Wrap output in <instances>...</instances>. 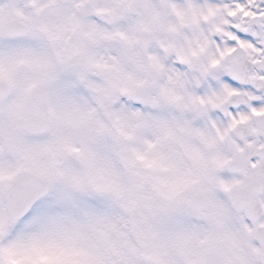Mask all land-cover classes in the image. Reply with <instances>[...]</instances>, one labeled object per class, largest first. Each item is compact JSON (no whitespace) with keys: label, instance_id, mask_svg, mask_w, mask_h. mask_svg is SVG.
I'll return each mask as SVG.
<instances>
[{"label":"rangeland","instance_id":"1","mask_svg":"<svg viewBox=\"0 0 264 264\" xmlns=\"http://www.w3.org/2000/svg\"><path fill=\"white\" fill-rule=\"evenodd\" d=\"M76 1L0 0V80L11 85L0 108V264H176L175 248L192 237L191 229L198 241L215 240L221 249L211 261L194 247L189 264H222L228 252L233 258L230 251L241 250L243 238L239 258L259 264L227 196L237 177L225 170L233 153L226 138L236 142L227 135L233 118L220 115L225 84L208 91L214 102H203L210 131L194 102L171 101L174 94L189 95L188 88L163 90L160 58L145 59L130 41L113 42L114 27L96 22L95 7ZM15 15L30 20L34 32L3 36V23ZM197 71L184 77L200 82L208 74L204 59ZM36 86L46 88L50 109L41 135L24 128ZM124 90L137 91L140 102L123 99ZM251 109L230 115L248 118ZM121 135L130 138L127 147L120 146ZM14 140L18 153L10 146ZM24 168L53 178L54 185L24 219L11 223L3 188ZM190 190L208 193L201 214L186 207ZM178 212L187 213V230L174 229ZM163 219L170 230L162 229Z\"/></svg>","mask_w":264,"mask_h":264},{"label":"flooded vegetation","instance_id":"2","mask_svg":"<svg viewBox=\"0 0 264 264\" xmlns=\"http://www.w3.org/2000/svg\"><path fill=\"white\" fill-rule=\"evenodd\" d=\"M79 1L77 0V2ZM130 1L132 0H94V6L100 12L99 21L109 24L110 29L114 27L110 35L113 42L130 41L133 46L139 47L145 59H151L154 56L160 58L159 62L163 73L160 82L163 90L166 87L176 90L177 86H184L190 90L189 95L181 94L179 97L174 94L171 98L172 102H214L208 91L221 88L219 77L215 74L218 73L221 65L227 64L230 74L244 87L233 88L231 85L225 84L224 89L227 88V91L226 101H224L228 102L233 95L241 93V97H247L248 102L253 103L254 100H257L255 107L264 103V90L258 89L251 83V79L254 78H260L264 82V76L260 75L261 72H264V67L257 68L255 65L257 61L264 60V52H261L258 47L254 48L247 40L238 41L235 49L228 43L229 29L235 25L240 31L250 33L258 39L259 43L264 44V19L254 18L251 15L244 17L241 14L235 18L229 17L228 12L234 7L236 0H136L133 3L134 7H131ZM247 2L253 6L259 4V0H247ZM107 13L110 14L109 19H107ZM213 36L221 38L219 45L212 39ZM203 59L208 74H202L200 82L191 84L184 77V73H197L198 63ZM246 60L248 64H246ZM214 61H216L215 64ZM178 62L184 67H178ZM248 65H252L253 68L246 78L240 73L244 72ZM178 72L182 73L181 77ZM245 79H247V83ZM190 86H193L194 89H191ZM164 101L169 102L170 99L165 96ZM207 113L206 109V112L201 115ZM206 117L208 119L206 127L213 131L212 116L206 115ZM227 117L233 118L231 122H234L231 133L236 140L237 148L233 142L226 138V142L228 141L232 148V154L242 150L246 143H254L257 147L264 145V137L258 133L257 129L251 139L245 140L239 137L235 126L243 120L240 114L227 115ZM199 129H203L202 124ZM253 158L243 164L244 172L238 175L232 174L237 177L232 185L240 190L238 198L249 200L252 208V210H248L250 217L255 216L253 213L254 203L260 202L263 209L259 225H255L247 219V211L238 212L244 220H241L243 221L241 222L243 232L248 229L251 233L255 227L258 231H264V153L256 154ZM250 176H254L252 180L254 184L246 185L247 178ZM227 232L229 235L231 234V232ZM254 242L256 245L254 257L259 264H264L261 243L256 242L255 239ZM246 244L241 245L240 251L237 249L230 251L233 258L229 257L228 252L222 264H233L231 263L233 260L237 264H243V260L239 257L245 254L244 245ZM180 252L181 249H179ZM209 255L212 257V252H209ZM187 257H190V252ZM183 264H189L187 258L184 259Z\"/></svg>","mask_w":264,"mask_h":264},{"label":"water","instance_id":"3","mask_svg":"<svg viewBox=\"0 0 264 264\" xmlns=\"http://www.w3.org/2000/svg\"><path fill=\"white\" fill-rule=\"evenodd\" d=\"M32 26L28 23L20 22L14 19L5 25L4 32L8 35H22L30 32ZM9 87L0 82V105L7 97ZM45 92L40 88L32 91L31 95V116L33 122H27L26 128L29 132H43L48 123V107L45 99ZM124 96L133 97L134 94L124 93ZM121 145L125 146L127 140L120 139ZM52 185V181L31 173L21 171L19 177L10 184L5 190L10 218L15 221L21 218L41 196L47 194Z\"/></svg>","mask_w":264,"mask_h":264},{"label":"snow or ice","instance_id":"4","mask_svg":"<svg viewBox=\"0 0 264 264\" xmlns=\"http://www.w3.org/2000/svg\"><path fill=\"white\" fill-rule=\"evenodd\" d=\"M211 11V10H210ZM238 14L243 15L244 17L253 16L264 19V0H259V4L253 6L248 4L247 0H236V4L228 12V16L235 18ZM207 19V17H205ZM234 33V34H233ZM213 40H215L216 44L219 45L221 43V38L218 36H213ZM247 40L254 48H260L261 52H264V44L259 43L258 39L252 36L250 33L240 31L235 25H233L229 29L228 33V43L230 46L235 49L237 47L238 41ZM214 64L216 61L213 62ZM178 67L183 68L184 65L177 63ZM219 75V83L231 85L233 88H243L244 85L240 84L239 81L232 76L228 70L227 64L221 65L218 70ZM260 75L264 76V72H261ZM202 102V101H201ZM258 101L254 100L253 105H255ZM232 105H229L228 111L232 112ZM219 111V110H216ZM253 114H258V109L253 106L251 109ZM235 115V113H233ZM242 119H246V117H242Z\"/></svg>","mask_w":264,"mask_h":264}]
</instances>
